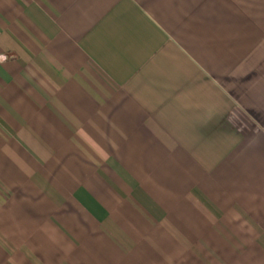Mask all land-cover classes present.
I'll return each mask as SVG.
<instances>
[{"label": "crops", "instance_id": "obj_1", "mask_svg": "<svg viewBox=\"0 0 264 264\" xmlns=\"http://www.w3.org/2000/svg\"><path fill=\"white\" fill-rule=\"evenodd\" d=\"M0 264H264V0H0Z\"/></svg>", "mask_w": 264, "mask_h": 264}]
</instances>
